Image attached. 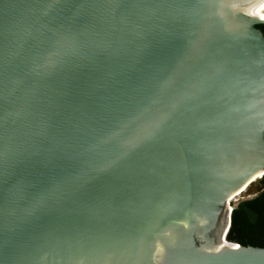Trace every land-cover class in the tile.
Instances as JSON below:
<instances>
[{
  "label": "water",
  "instance_id": "95a60500",
  "mask_svg": "<svg viewBox=\"0 0 264 264\" xmlns=\"http://www.w3.org/2000/svg\"><path fill=\"white\" fill-rule=\"evenodd\" d=\"M259 1L0 0V264H264Z\"/></svg>",
  "mask_w": 264,
  "mask_h": 264
},
{
  "label": "trees",
  "instance_id": "16d2710c",
  "mask_svg": "<svg viewBox=\"0 0 264 264\" xmlns=\"http://www.w3.org/2000/svg\"><path fill=\"white\" fill-rule=\"evenodd\" d=\"M264 35V23L257 24ZM258 188L251 198L240 200L231 212L227 238L242 245L264 247V175L249 184Z\"/></svg>",
  "mask_w": 264,
  "mask_h": 264
},
{
  "label": "bare ground",
  "instance_id": "6f19581e",
  "mask_svg": "<svg viewBox=\"0 0 264 264\" xmlns=\"http://www.w3.org/2000/svg\"><path fill=\"white\" fill-rule=\"evenodd\" d=\"M248 13L264 17V0H260L256 5L250 8Z\"/></svg>",
  "mask_w": 264,
  "mask_h": 264
},
{
  "label": "rangeland",
  "instance_id": "374dc122",
  "mask_svg": "<svg viewBox=\"0 0 264 264\" xmlns=\"http://www.w3.org/2000/svg\"><path fill=\"white\" fill-rule=\"evenodd\" d=\"M258 191V188H255V187H250L248 188L247 190H245L243 193H241L240 195H238V199L239 200H242L241 198H246V197H249V196H253L254 194H256ZM235 197V199L237 198Z\"/></svg>",
  "mask_w": 264,
  "mask_h": 264
},
{
  "label": "snow or ice",
  "instance_id": "6c2138e0",
  "mask_svg": "<svg viewBox=\"0 0 264 264\" xmlns=\"http://www.w3.org/2000/svg\"><path fill=\"white\" fill-rule=\"evenodd\" d=\"M235 247H237V248H238V247H239V245H236Z\"/></svg>",
  "mask_w": 264,
  "mask_h": 264
}]
</instances>
